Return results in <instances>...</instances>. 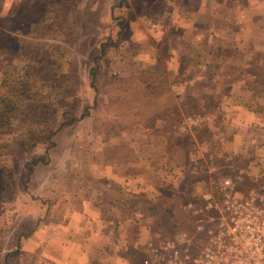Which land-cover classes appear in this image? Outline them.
Masks as SVG:
<instances>
[{
  "label": "rangeland",
  "instance_id": "374dc122",
  "mask_svg": "<svg viewBox=\"0 0 264 264\" xmlns=\"http://www.w3.org/2000/svg\"><path fill=\"white\" fill-rule=\"evenodd\" d=\"M172 4H176L181 16L185 7L190 11L196 6L203 16L210 15V0L201 6L197 0L192 5H185L184 0H0V36L13 38L7 45L8 54L0 49V264L35 263L25 262L17 245L28 235L27 229L10 224L12 220L20 223L22 215L8 213L6 207L18 208L20 198L16 193H28L30 169L40 160L39 153L51 147L53 132L75 121L84 127V123H79L88 116H95L97 126H104L110 134L115 129L125 128L126 134L143 126L153 129V136L162 135L170 146L181 147L185 155L190 154L192 161H188L195 160L187 172L190 180H198L199 175L205 184L211 181L214 186L221 176L229 175L237 180L241 190L262 186L264 168L259 160L264 159V148H257L262 149L257 150L258 155L249 151L244 156L226 148L233 140L216 128L226 118L208 114L213 105L201 101L204 94L197 86L180 88L175 83L182 72L172 71L167 64L172 56L165 54L169 23L165 18L153 25L151 22L157 13L165 17ZM214 4L221 16L237 17L236 22L213 21L219 34L226 30L236 32L233 44L231 38L228 42L224 36L218 38L220 44L224 42L219 53L226 51L222 52L225 58H233L232 48L239 49L237 62L232 65L249 66L254 78L261 79L259 88L264 89V50H258L264 49V37L252 36L256 31L264 33V0H215ZM215 39L207 38L206 42ZM2 46L6 48L0 39ZM204 55L207 57V53ZM223 58L221 62L225 63ZM131 64H138L136 74ZM241 73L245 79L250 74ZM171 77L172 85H168ZM5 98L12 104L10 111L2 102ZM187 115H197L202 120L178 132V125ZM148 154L150 151H145V156ZM23 156L28 160L25 164ZM184 174L175 183L180 193L164 192L159 197L147 191L135 201L137 215L154 227L148 240L169 239L179 230L195 233L201 216L187 205L200 201L198 195L189 193L190 184L182 178ZM75 177L71 179L81 181ZM146 242L136 244V253L127 264H141Z\"/></svg>",
  "mask_w": 264,
  "mask_h": 264
},
{
  "label": "crops",
  "instance_id": "0c3cea01",
  "mask_svg": "<svg viewBox=\"0 0 264 264\" xmlns=\"http://www.w3.org/2000/svg\"><path fill=\"white\" fill-rule=\"evenodd\" d=\"M204 1L197 0V4L201 6ZM194 2L184 0L185 5ZM210 3L208 17L203 16L197 6L190 11L185 7L181 16L176 4H172L167 7L169 11L167 9L165 17L157 13L151 17V22L153 25L154 21L165 18L169 23V47L165 54L174 55L171 62H167L172 71L181 69L182 77L178 76L176 85L192 89L197 86L204 94L201 101L213 105L208 114L216 113L226 118L216 127L226 133L227 139L233 140L226 148H232L241 156L249 151L258 155L262 149L257 148H264L261 79L254 78V71L247 65L233 66L239 49L232 48L233 58L228 55L225 58L222 52L226 51L219 53L224 42L220 44L218 38L224 36L227 42L231 38L233 44L232 37L236 32L226 30L219 34L213 21L230 23L236 22L237 17L233 14L221 16L214 7L215 0ZM208 27L210 29L206 31ZM258 34L264 37V33L257 31L252 36ZM207 38H217L219 47H216V39L208 43ZM222 57L225 63L221 62ZM216 59L219 62L214 61ZM136 68L138 64H131V69L135 71ZM237 70L250 74L245 79L242 71ZM173 79H168L167 84L172 85ZM178 93L181 96V92ZM75 122L53 132L51 147L39 153L40 160L30 169L28 193H16L20 198L18 208L6 207V212L22 215L20 223L10 222L14 224L13 228L28 231L22 242L17 241L19 251L25 262L34 264H127L136 253V244L146 242L150 238L149 231L154 229L149 220L137 215L138 209L133 206L137 198L147 191H153L159 197L164 192L180 193L175 183L184 171L182 178L190 184L189 193H204L209 190V184H205L199 175L198 180L196 177L190 180L187 172L195 160L192 158L194 162L191 163L190 154L185 155L181 147L170 146L162 135L153 136V129L149 131L143 126L129 134L125 128L115 129V133L110 134L104 126H97L95 116L82 119L79 124L84 123V127L77 125L79 121ZM159 131L162 132L160 128ZM147 150L151 156H145ZM21 158L23 164L28 162L25 156ZM259 161H262L260 167L264 168V159ZM182 167L184 169L180 171ZM71 177L81 181L77 183Z\"/></svg>",
  "mask_w": 264,
  "mask_h": 264
},
{
  "label": "built area",
  "instance_id": "2783aa9c",
  "mask_svg": "<svg viewBox=\"0 0 264 264\" xmlns=\"http://www.w3.org/2000/svg\"><path fill=\"white\" fill-rule=\"evenodd\" d=\"M202 117L183 116L178 132L190 129ZM241 180L242 177L238 176ZM223 175L188 203L201 219L195 233L179 230L169 239H150L141 264H264V177L260 188H239Z\"/></svg>",
  "mask_w": 264,
  "mask_h": 264
},
{
  "label": "trees",
  "instance_id": "16d2710c",
  "mask_svg": "<svg viewBox=\"0 0 264 264\" xmlns=\"http://www.w3.org/2000/svg\"><path fill=\"white\" fill-rule=\"evenodd\" d=\"M35 3H38V2H35ZM30 11H31V9H30ZM37 14H38L37 12H34V15H37ZM0 39L3 40V45L6 47V48L4 49V47L2 46V47H0V49L3 50V51L5 50V53L8 54V53H9V49H10V47L7 46V45H8V43H12L13 38L8 37V36H0ZM111 99H112V97H111ZM9 100H10L9 98H5V99L2 100V102L6 104L5 107H6L7 111L12 110V109H11V105H12V104L9 103ZM111 101H112V100H109L108 102H111ZM108 102H107V103H108ZM6 109L3 110V112L6 111ZM1 112H2V111H1ZM13 254H15V253H13Z\"/></svg>",
  "mask_w": 264,
  "mask_h": 264
}]
</instances>
